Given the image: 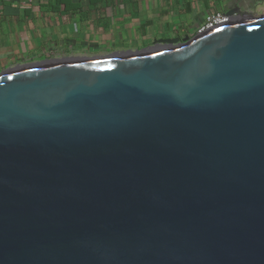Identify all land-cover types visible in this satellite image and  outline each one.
<instances>
[{"label": "water", "instance_id": "water-1", "mask_svg": "<svg viewBox=\"0 0 264 264\" xmlns=\"http://www.w3.org/2000/svg\"><path fill=\"white\" fill-rule=\"evenodd\" d=\"M0 74V264H264V12Z\"/></svg>", "mask_w": 264, "mask_h": 264}, {"label": "crops", "instance_id": "crops-1", "mask_svg": "<svg viewBox=\"0 0 264 264\" xmlns=\"http://www.w3.org/2000/svg\"><path fill=\"white\" fill-rule=\"evenodd\" d=\"M236 6L264 12V0H0V71L193 38L209 15Z\"/></svg>", "mask_w": 264, "mask_h": 264}, {"label": "built area", "instance_id": "built-area-1", "mask_svg": "<svg viewBox=\"0 0 264 264\" xmlns=\"http://www.w3.org/2000/svg\"><path fill=\"white\" fill-rule=\"evenodd\" d=\"M28 4H32L34 2V0H26ZM22 7H25V5H23ZM228 18L226 16H224V14L220 13V12H215L212 13L211 15H209L205 21V23L200 27L199 32H202L206 29H210L212 27H215L217 25L222 24L223 22L227 21Z\"/></svg>", "mask_w": 264, "mask_h": 264}, {"label": "rangeland", "instance_id": "rangeland-1", "mask_svg": "<svg viewBox=\"0 0 264 264\" xmlns=\"http://www.w3.org/2000/svg\"><path fill=\"white\" fill-rule=\"evenodd\" d=\"M146 48H148V47H135V48H132V49H129V48H124L123 49V51L121 50V51H114V52H118V53H120V52H127V51H134V52H136V51H142L143 49H146ZM111 54H113V53H111ZM43 61V60H42ZM41 61V62H42ZM3 71H0V74L2 73Z\"/></svg>", "mask_w": 264, "mask_h": 264}]
</instances>
